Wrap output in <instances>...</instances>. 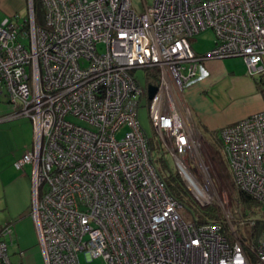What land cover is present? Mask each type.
<instances>
[{
  "label": "built area",
  "instance_id": "obj_1",
  "mask_svg": "<svg viewBox=\"0 0 264 264\" xmlns=\"http://www.w3.org/2000/svg\"><path fill=\"white\" fill-rule=\"evenodd\" d=\"M143 2L139 13L132 0H41V26L29 0L22 22L0 25V92L13 106L9 118L27 117L34 128L15 166H31L45 263L81 264L84 255L106 264H264V228L248 252L227 198L219 204L229 235L221 223L198 225L169 193L150 144L154 135L193 196L207 197L191 172L208 173L181 97L213 59L241 57L264 79V0ZM207 30L215 47L199 54L192 41ZM144 106L151 135L139 121ZM218 136L236 187L264 215V111ZM12 231L0 230V264H20L10 256Z\"/></svg>",
  "mask_w": 264,
  "mask_h": 264
},
{
  "label": "rangeland",
  "instance_id": "obj_2",
  "mask_svg": "<svg viewBox=\"0 0 264 264\" xmlns=\"http://www.w3.org/2000/svg\"><path fill=\"white\" fill-rule=\"evenodd\" d=\"M132 1L137 12L142 13L145 9L143 0ZM146 2L147 5L150 6L153 4L154 0H146ZM27 15L28 10L24 13L23 17H26ZM44 20L45 13H39L36 17V22L42 26L44 24ZM192 46L194 50L199 54L209 53L215 47L214 32L212 30H207L198 34L192 41ZM104 47V44L99 45V49L101 51L104 49ZM241 59V57L225 58L226 61ZM135 74L144 85V72L142 70H137ZM3 106L10 108L11 112H3V114L0 112V117L4 119L0 121V189L4 185L6 187V196L0 198V223L2 225L8 224L12 226V238L9 239L10 256L12 261L20 264H46L42 253V247L40 245L36 223L32 215L33 185L31 184L30 191L27 192L26 189H21V187L19 188L18 184L14 182V179L17 176V172L24 171L17 169L15 166V162L22 158L27 149H31L33 146V124L27 117L9 118L13 114V106L7 101L6 97L2 93L0 94V107ZM139 121L142 127L148 132L149 135H151V127L146 106L142 107L139 110ZM122 133L123 132H121V134ZM197 137L199 138V146L197 149L201 159L207 167L203 157V139L205 140V137H203L199 133H197ZM214 138L215 141L213 140L212 136L209 138L206 137V139L209 140L208 142H212L213 144L217 141V137ZM221 152L223 156V145L221 147ZM159 155L166 163L167 171L169 169L173 172L177 171L172 157L165 153L161 148ZM187 162L189 163L188 158ZM193 164L195 165V163ZM24 169L28 176L32 175L30 166L27 165ZM191 172L203 185L204 190L207 194L206 198H202L205 195L200 194L202 196L200 197L194 193L195 197L197 196L196 198L201 204L208 205L211 203H217L218 205H220L219 202L221 201V199L224 200L225 198H227V208L228 212H230L231 217H239V212H241V210L243 211L242 207L237 203L235 199H233L232 203H230L228 193L226 191H222L221 193L218 191L214 180L209 173L208 167V173H204L203 171L198 170L196 167L194 169L192 168ZM9 209L11 210L13 215L14 212L20 210V217L16 220L11 219L9 216L7 217ZM234 225L235 228L238 229L240 234L244 236L248 235L251 232L250 228L238 225L236 220L234 221ZM80 261L81 264H106V262L102 258H96L89 261L84 255L80 256Z\"/></svg>",
  "mask_w": 264,
  "mask_h": 264
},
{
  "label": "crops",
  "instance_id": "obj_3",
  "mask_svg": "<svg viewBox=\"0 0 264 264\" xmlns=\"http://www.w3.org/2000/svg\"><path fill=\"white\" fill-rule=\"evenodd\" d=\"M28 4L29 0H0V25L6 17H12L16 21L14 16H18V20L22 22L26 18L23 15L28 10ZM203 66L205 71L186 88L181 97L187 122L195 132L206 139L218 134L223 127L264 111V84L258 83L247 73L243 58L231 61H226L225 58L213 59ZM0 112L3 114L11 110L3 106L0 107ZM23 170L17 172L14 182L28 192L32 175L28 176ZM5 188V185L1 187L0 198L6 196ZM20 215V210L13 215L9 209L7 217L16 220ZM4 226L6 225L0 223V230Z\"/></svg>",
  "mask_w": 264,
  "mask_h": 264
},
{
  "label": "trees",
  "instance_id": "obj_4",
  "mask_svg": "<svg viewBox=\"0 0 264 264\" xmlns=\"http://www.w3.org/2000/svg\"><path fill=\"white\" fill-rule=\"evenodd\" d=\"M34 1V10L35 17L40 13H44V8L39 0ZM256 81L260 84H264V79L255 78ZM153 84H156L157 78L155 76L154 79L151 80ZM214 137H217V141L208 142V139H203L204 148H203V157L204 161L209 169V173L214 180V183L221 193L222 191H226L228 193L229 201L232 203V200L235 199L237 203L242 207L243 211L239 212L238 218L231 217V223L234 225V221L238 223V225H242L243 227L250 228L251 232L244 236L240 234L237 230V234L240 238L245 242L246 247L249 251V248H252V244H255L256 238L260 235L261 231L264 228V215L259 212L260 204L245 191L236 187L228 164L222 156L221 152V139L218 134H214ZM154 135L150 139V144L152 145V150L156 154V163L159 169V173L161 177L165 180L167 184V188L169 193L174 196L179 203H181L191 214L194 216L195 221L198 225L207 224V223H221L222 230L225 234L229 235L230 223L225 218L223 209L217 203H211L208 205L200 204L197 199L193 196L187 186L184 184L180 174L178 171L173 172L170 169L166 170V163L160 157V146L154 140ZM221 146V147H220ZM251 221H254V224L251 225Z\"/></svg>",
  "mask_w": 264,
  "mask_h": 264
},
{
  "label": "water",
  "instance_id": "obj_5",
  "mask_svg": "<svg viewBox=\"0 0 264 264\" xmlns=\"http://www.w3.org/2000/svg\"><path fill=\"white\" fill-rule=\"evenodd\" d=\"M155 91H156L155 87H153V86L149 87V95H150V97H152V95L155 93Z\"/></svg>",
  "mask_w": 264,
  "mask_h": 264
}]
</instances>
